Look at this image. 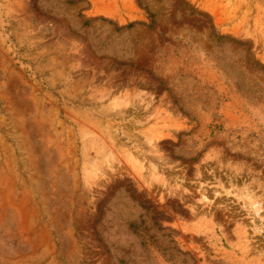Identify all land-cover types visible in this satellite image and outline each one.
Wrapping results in <instances>:
<instances>
[{"label": "rangeland", "instance_id": "374dc122", "mask_svg": "<svg viewBox=\"0 0 264 264\" xmlns=\"http://www.w3.org/2000/svg\"><path fill=\"white\" fill-rule=\"evenodd\" d=\"M0 264H264V0H0Z\"/></svg>", "mask_w": 264, "mask_h": 264}]
</instances>
